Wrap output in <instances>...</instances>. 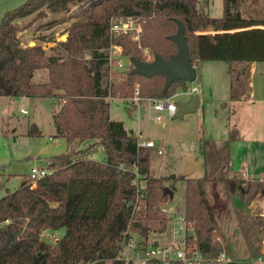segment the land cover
I'll return each mask as SVG.
<instances>
[{"label":"trees","instance_id":"trees-1","mask_svg":"<svg viewBox=\"0 0 264 264\" xmlns=\"http://www.w3.org/2000/svg\"><path fill=\"white\" fill-rule=\"evenodd\" d=\"M84 1L27 0L5 12L0 21V97L55 100V137L69 146L93 143L83 151L68 149L47 158L50 174L35 183L26 177L18 189L0 197V264H123L115 257L132 213L131 229L145 248L150 234L166 231L168 219L159 206L169 200L164 195L165 183L178 180L185 183V218L194 232L190 241L205 259L215 260L222 251L229 255L226 244L217 241V237L224 239L205 185L218 180L228 163L230 144L239 141V133L231 131L220 145L199 140L205 177L151 178V149L139 147L123 123L111 120L106 98L128 99L136 87L140 97L151 99L169 98L177 89L186 91L187 83L174 81L163 94L164 77L131 73L132 61H144L143 49L164 59L177 54L175 43L168 38L177 32L180 22L191 66L203 61L226 63L230 100L240 101L249 87L250 64L264 63V21L241 18L236 0H222L219 18L209 17L204 12L205 1L200 7L199 0H100L66 29V41L57 44L62 52L54 50L55 54L48 55L40 45L21 46L19 32L25 25L17 21L43 7L60 14ZM37 16L45 14L40 11ZM114 16L139 18L143 29L141 48L127 36L116 41L130 63L120 82L110 79L105 61L108 24ZM85 52L89 60L78 57ZM38 70H47L48 80L34 84L32 78ZM27 136L38 138L41 132L32 125ZM96 144L105 150L103 162L79 157ZM135 170L144 182L137 205ZM222 184L228 196L240 200L251 196L249 203L255 198L264 201V181L228 178ZM170 190L174 193L173 185ZM258 222L264 224L262 218ZM61 230L63 235L53 244L41 239L43 231Z\"/></svg>","mask_w":264,"mask_h":264},{"label":"rangeland","instance_id":"rangeland-1","mask_svg":"<svg viewBox=\"0 0 264 264\" xmlns=\"http://www.w3.org/2000/svg\"><path fill=\"white\" fill-rule=\"evenodd\" d=\"M26 1L0 0V21L5 12L18 8ZM204 1V12L209 17L219 18L222 16V0ZM86 3L87 0L82 2V4H77L79 7L69 6L67 11L60 13L62 15L58 19H49L51 13L43 7L41 10L28 16L29 18L32 17L30 21H26L28 17L19 20L18 22L21 23L19 25H25L19 32L21 46L40 45L48 55L55 54L54 50H57L59 53L62 52L57 44L62 42V36H68L66 29L74 21L89 14L92 2L89 3V6H86ZM236 8L243 19L254 22L264 21V0H236ZM40 11H43L45 16H37ZM78 57L87 60L90 58L88 52ZM219 64L223 68L226 66L224 62H220ZM260 64L264 66V63ZM124 65L128 66L129 61L125 60ZM34 74L32 78L34 84L42 83L40 81H42L43 77L48 78L47 70H38ZM249 81V87L253 92L252 95H254L253 100L256 101L252 105H255L259 101L264 100V69H260ZM201 83L202 78L199 74L193 85L200 90L198 91V95L202 99L204 94L202 88H200ZM218 83L220 91L213 97V105L209 104L206 107L207 113L204 124L202 122L203 110L201 107L198 113L183 117L176 114L175 118H170L163 113L164 124L157 125L154 122L155 113L147 110L148 103L145 102V99L149 98H143L138 110L133 109V106L128 101L133 95L124 100H107L110 104V118L112 121L123 123L125 128L137 138L138 142H154L155 147L150 151L151 163L149 175L151 178H168L174 175L179 179L186 173L187 167L190 168L188 158H201L198 138L199 140H205L210 132H212L211 135L215 139L220 138L219 133L214 134L220 127L219 122L215 121L214 108L216 107V103L223 97L221 90L224 89L225 91L227 84L223 82V78ZM184 91L177 89L175 94L171 96V102H187L189 98ZM250 96V94H246V97ZM233 104L231 107L232 124L239 123L245 130L243 134L245 137L253 138L255 137L253 133L259 135L260 132L261 136L255 139L258 141L260 138H263L264 122H261L263 118V105L260 106L261 109L259 114H256L255 121L249 123L244 114L249 115L251 113L249 110L251 104L242 103L241 101H235ZM125 106L128 107L127 110ZM57 110L58 102L56 103L55 100L47 98L0 97V182L2 183L0 186V197L4 196L7 191L6 189L9 192L18 189L26 176H29L32 168H45L47 158L65 153L68 149L76 152L83 151L93 144L92 141H89L74 143L69 146L64 139L56 138L52 116ZM34 124L41 132V137L30 138L27 136V132ZM252 126L254 132L251 133ZM234 146L232 152L234 163L231 169L225 166L220 171L217 181L206 183L205 192L215 214L219 232L222 239H224L223 241L221 237H217V241L220 244L224 242L228 248L231 238V249L228 248V251L230 255L234 256L235 262L240 264L250 261V264H255L251 263V261L259 254L260 246L264 239V224L262 225L258 222V218L264 220V201L255 198L249 203L252 200L250 199L251 196H246L245 200H240L235 196H228L222 180L241 178L246 181H264L259 180L257 174L254 172L255 169L264 172V148L261 143L249 142L246 139L244 141L241 140L238 145ZM159 151L160 154L158 153ZM79 157L103 162L105 160V150L102 145L96 144L86 154H81ZM243 168L248 170L247 178L242 177ZM205 175L206 171L203 168L191 173L188 177L199 179L205 177ZM28 179L30 180L29 177ZM139 181L140 185L144 188V182L142 180ZM172 185L175 188L173 199H169L167 203L160 205L163 206L165 204L168 209L165 213V217L168 219L166 231L162 234H150L146 246L149 244L153 245L154 242H160L163 246H168L171 243L172 237L171 216L175 213L186 215L185 183L181 180L165 183V187L169 189H171ZM187 233L194 237L192 226L183 235ZM51 234L52 239L50 238L49 240L51 243H55L54 240L59 239L63 235V230L62 232H52ZM131 236L135 250L139 251L142 246L141 238L135 233H132ZM229 249L232 251V254ZM124 253L127 254L125 251ZM129 255H131V251H129Z\"/></svg>","mask_w":264,"mask_h":264},{"label":"built area","instance_id":"built-area-1","mask_svg":"<svg viewBox=\"0 0 264 264\" xmlns=\"http://www.w3.org/2000/svg\"><path fill=\"white\" fill-rule=\"evenodd\" d=\"M95 0H87L86 6H89L91 2ZM82 4V3H80ZM79 5V4H78ZM78 5H75L77 7ZM79 7V6H78ZM143 34V29L140 23V19L133 16H114L109 19L108 24V43L106 48V56L105 61L107 63L110 79L116 80L120 82L122 77L130 68V63L128 66L124 65V61L128 60L123 55V49L120 45L117 44V39L122 36L130 37L133 42H135L138 48H141V38ZM143 58L144 62H152L154 59V55L148 50L143 49ZM127 67V68H126ZM194 84V83H193ZM193 84H188L185 94L191 96L193 94H198V87ZM121 100L117 98H113L110 95L106 98V100ZM130 104L133 106V109H137L140 106V102L143 101V98L140 97V91L138 88L134 90L133 96L128 100ZM145 102L148 103V110L155 113L154 122L157 125L164 124V116L165 113L168 117L173 118L175 115L177 108L175 103L171 102V97L169 98H161V99H145ZM138 114V113H137ZM140 147L153 149L155 147L154 142L152 141H144L138 142ZM160 154V151L158 152ZM135 173L134 185L137 190V199L138 200L143 192V186L140 185V176L137 171ZM50 174V171L47 167L45 168H32L30 170L29 178L31 182L35 183V181L47 176ZM134 205L133 212L137 208ZM167 207L164 204L159 207V211L165 215L167 212ZM133 214L130 222L127 225V229L123 234V243L121 245L120 251L115 257V261L122 262L123 264H229L231 263V259L225 251H222L218 257L214 260L205 259L198 246L195 242L190 241L189 233L185 234L189 231V227L191 226L185 218V215L181 213H175L171 216V226H172V237L171 243L168 246H163L160 242H154L153 245H148L145 248L141 246L139 251L135 250V245L133 244V239L131 234L135 233L131 229V225L133 222ZM52 232L43 231L41 233V239L45 240L48 243L50 242V238L52 239ZM136 234V233H135ZM137 235V234H136ZM58 239L54 240L56 242ZM53 243V242H52ZM134 247V248H133ZM133 249V250H132ZM124 251L128 254H125ZM129 251H131V255H129ZM252 262H257L260 264H264V239L260 246L259 254L256 255Z\"/></svg>","mask_w":264,"mask_h":264},{"label":"crops","instance_id":"crops-1","mask_svg":"<svg viewBox=\"0 0 264 264\" xmlns=\"http://www.w3.org/2000/svg\"><path fill=\"white\" fill-rule=\"evenodd\" d=\"M61 15L62 14H54V15L51 14L49 16V19H51V18L52 19H56V18L58 19L59 17H61ZM31 19H32V17L31 18L28 17L26 19V21H30ZM219 63H220L219 61H203V62H200L198 64V66H196L197 76L200 74V76L202 78V83L200 85V88H202V92L204 94V96L202 97V99L200 98V95H198L199 98H200V106H199V108H198V110H197L196 113H198V111H199V109L201 107V109L203 110L202 111V118H203L202 119V122L204 124V122H205V115L207 113L206 112V107L209 106V104L210 105H213L212 99L215 96V94L216 93H219V91H220V86H219V83L218 82H219V80L221 78H223V82H225V84H227V85L225 87V91H224V89L221 90V94L223 95V97L220 99L219 102L216 103V107L214 108L215 109L214 110V115H215V118H216L215 121H218L219 124H220V127H219L218 131L217 132L215 131L214 134L219 133V137L220 138L219 139H215V137L211 135L212 132H210V134L207 135V139H205V140L208 141V142H210V143H214L216 145H220L222 142H224L225 140L228 139L229 133L231 131L236 130L239 133V137H240L239 141L232 142L230 144V147H229V160H228V163L226 164V166L231 169V167H232V165L234 163V160L232 159L233 146L234 145H238L241 140L244 141L246 139L249 142H252L253 141V142H256V143H261L263 145V148H264V130L262 131L263 138H260L257 141L255 138L261 136V133L260 132H259V135H256L255 133H253V136H255V137L248 138V137H245V135H243L245 133V130L243 129V127H241V125L239 123H233L232 124V121H231L232 108L231 107H232V105H234L233 103L235 101H231L230 100V95H229V91H230L229 84L230 83H229V75L227 73V69L228 68H227L226 63H225V65H226L225 68H223L222 66H219L220 65ZM203 65H205V66H203ZM260 69H264L263 64L262 65L260 63H252V64H250V66H249L250 79H251V77H253V75L255 73L259 72ZM223 73H225V74H223ZM34 75H33V77H34ZM41 80L42 81H40V82L44 83V82H46L48 80V78L43 77ZM249 85H250V83H249ZM198 91H200V90L198 89ZM246 94H250L251 96L250 97H246V95H245L240 101L242 103L251 104V106L249 107V110H250L251 113L249 115L246 114V113L245 114L243 113L247 117L248 122L249 123H252V122L255 121L256 114H259V111L261 109L260 106H262V105H263V118H262L261 122H264V100H261L257 104H255L256 101L253 100L254 95H252L253 92L251 91L250 87H248V90H247V93ZM5 98H7V97H5ZM188 98H189V96H188ZM253 102H255L254 103L255 105H252ZM147 110H148V108H147ZM244 115H243V117H244ZM252 132H254L253 126L251 128V133ZM203 134H204V129H203ZM55 135H56V133H55ZM198 141H199V138H198ZM198 144H199V142H198ZM199 149H200V145H199ZM199 151H200L201 158L200 157L199 158H195V159L188 158L189 165H190V163H192L194 165L191 173L203 169V162H204L203 161V154H202L201 149ZM188 169L189 168L187 167V170ZM187 170H186V172H187ZM247 172H248V170H246V169L243 168L242 173H241L242 174V177L247 178L248 177L247 176ZM254 172L257 174V178L259 180H264V172L258 171L257 169H255ZM0 179H1V174H0ZM242 180H245V179H242ZM1 185H2V183L0 182V186ZM6 190H7L6 191V193H7L9 190L8 189H6ZM58 232H62V230L61 231H58ZM228 248L231 249V238H230V243L228 244ZM230 253L232 254V251L231 250H230ZM229 257L231 259V262H233L235 264H238V263L235 262V258H234L233 255H230L229 254ZM251 263L260 264V263L252 262V261H251ZM240 264H250V261L249 262L246 261V262L240 263Z\"/></svg>","mask_w":264,"mask_h":264},{"label":"water","instance_id":"water-1","mask_svg":"<svg viewBox=\"0 0 264 264\" xmlns=\"http://www.w3.org/2000/svg\"><path fill=\"white\" fill-rule=\"evenodd\" d=\"M99 1L100 0L93 1L90 6H95ZM203 1L204 0H199L200 7H203ZM16 23L20 24L18 21ZM177 26V32L168 38L170 41L174 42L177 47L176 55L171 56L169 59H164L159 55H154L153 61L149 63L138 60L132 61L133 70L131 73L133 75L145 78H152L155 76L164 77L163 94L167 93L169 87L174 81L193 84L197 77L196 67L191 66L190 64L188 47L184 36V27L180 22H177ZM66 39V35L61 37L62 42H65ZM33 46H35V44L30 47ZM175 106L177 111L173 118L176 117V114L180 117L194 114L200 106V98L198 94H193L189 96V100L187 102H176ZM193 167L194 165L190 163V168L183 176H189ZM164 195H168L170 200L173 199V192L169 188L164 189ZM0 227L2 228L3 224Z\"/></svg>","mask_w":264,"mask_h":264}]
</instances>
